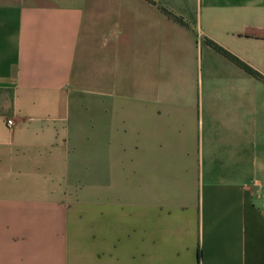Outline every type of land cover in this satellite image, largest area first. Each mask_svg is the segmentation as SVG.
<instances>
[{
    "label": "crops",
    "instance_id": "0c3cea01",
    "mask_svg": "<svg viewBox=\"0 0 264 264\" xmlns=\"http://www.w3.org/2000/svg\"><path fill=\"white\" fill-rule=\"evenodd\" d=\"M152 1L0 0V264H264V0Z\"/></svg>",
    "mask_w": 264,
    "mask_h": 264
},
{
    "label": "trees",
    "instance_id": "16d2710c",
    "mask_svg": "<svg viewBox=\"0 0 264 264\" xmlns=\"http://www.w3.org/2000/svg\"><path fill=\"white\" fill-rule=\"evenodd\" d=\"M150 1H152V0H150ZM161 9L165 13H167L168 15H170L171 17H173L174 19H176L177 21H179L181 23H185L184 20L181 17L175 15L173 12H171L167 8L161 7ZM206 41H207V43L209 45H211L218 52H220L221 54L225 55L226 57H228L229 59H231L232 61H234L235 63H237L239 66H241L243 69H245L246 71H248L249 73H251L253 76H255L256 78H258V79H260V80H262L264 82V75L261 72L257 71L256 69H254L253 67H251L250 65H248L247 63H245L244 61H242L241 59H239L237 56H235L234 54H232L231 52H229L227 49H225L224 47H222L221 45H219L218 43H216L212 39L206 38Z\"/></svg>",
    "mask_w": 264,
    "mask_h": 264
},
{
    "label": "built area",
    "instance_id": "2783aa9c",
    "mask_svg": "<svg viewBox=\"0 0 264 264\" xmlns=\"http://www.w3.org/2000/svg\"><path fill=\"white\" fill-rule=\"evenodd\" d=\"M8 123L11 125L13 123V120L12 119H9L8 120Z\"/></svg>",
    "mask_w": 264,
    "mask_h": 264
}]
</instances>
